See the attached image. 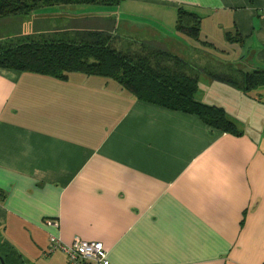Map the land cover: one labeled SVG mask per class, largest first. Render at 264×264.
I'll return each mask as SVG.
<instances>
[{
    "label": "crops",
    "instance_id": "crops-1",
    "mask_svg": "<svg viewBox=\"0 0 264 264\" xmlns=\"http://www.w3.org/2000/svg\"><path fill=\"white\" fill-rule=\"evenodd\" d=\"M116 7L125 11L104 16L110 30L80 32L162 42L159 29L138 27L144 19L132 14L165 23L183 8L201 17L192 42L211 52L191 46L200 70L210 74L203 63L216 61L239 73L264 66V0H120ZM214 84L232 97L215 94L230 101L231 117L235 109L253 117L236 122L240 134L135 99L103 76L0 68V240L30 264H67L64 252L50 251L51 235L66 244L100 241L111 264H264V113L255 117L253 97L261 93Z\"/></svg>",
    "mask_w": 264,
    "mask_h": 264
},
{
    "label": "trees",
    "instance_id": "trees-1",
    "mask_svg": "<svg viewBox=\"0 0 264 264\" xmlns=\"http://www.w3.org/2000/svg\"><path fill=\"white\" fill-rule=\"evenodd\" d=\"M119 1L0 0V17L30 14L34 16L37 15L35 11L47 6L65 5V9L68 5L81 4L116 6ZM45 11L44 9L43 12ZM67 12L64 10L60 13ZM92 13L99 14L98 12L88 14ZM81 14L83 13L79 15ZM47 15L55 16L54 13ZM200 25L199 15L179 8L176 28L190 36L188 37L190 40H185L188 46L194 45L193 47L197 49L211 53L209 49L192 42V39L194 41L200 39ZM78 37V41L30 40L8 46L0 45V68L49 75L60 79L68 78L69 73L72 72L103 76L117 81L135 99L167 109L195 114L212 129L240 134L236 121L224 107L205 103L196 97L201 90L200 82L203 79L209 84L219 82L215 74L200 71L198 77L193 78L184 73L178 74L175 69L160 62L155 61L153 64L149 55H136L114 47L113 32L104 29L86 27L82 32H78ZM175 57L177 62L182 63L181 65H189L183 57L179 55ZM242 74V84L233 85V88L241 94L253 96L251 93L257 92L261 86H264V66H257ZM258 95L255 93L253 97L260 100ZM1 246L3 251H0V255L6 264H29L9 241L1 240Z\"/></svg>",
    "mask_w": 264,
    "mask_h": 264
},
{
    "label": "rangeland",
    "instance_id": "rangeland-1",
    "mask_svg": "<svg viewBox=\"0 0 264 264\" xmlns=\"http://www.w3.org/2000/svg\"><path fill=\"white\" fill-rule=\"evenodd\" d=\"M107 8L104 5L100 4H81V5H68V8H66L65 5L63 6H53V7H46L44 8L45 12H43V8L35 11L34 13L38 15H17V16H11V17H0V45L8 46L10 44H16L19 42L24 41H30V40H67V41H78V32L80 31L79 28H84L86 25H90L91 27H99V24H105L104 27H108L110 29V24L114 26V23H112L111 20H108L107 17L104 16H111L114 14L111 11H117L118 13L124 14V8H117L116 6H108ZM106 9H110L107 13L103 15H95V13H92L88 18L82 17V15H75L78 13L85 12H98L99 14H102L99 11H105ZM68 11L67 13H59L62 11ZM39 13H54L55 16H48L46 14H39ZM134 21L140 20L138 23H135L138 27L144 28V27H150L154 29H159L161 35H157L159 39L162 41H158L156 39H147L140 36H135V38L132 34H124L123 37L121 34H117L118 36H121L120 43H117L118 40L113 39V45L117 49L124 51V52H130L134 53L136 55H149L150 59L153 62H160L162 65H167L175 69V72L184 73V75H189V77H198V74L200 71L203 72V70H200L199 66L195 65L198 63L199 58L193 57L192 53L194 52L193 48L190 46L187 49L184 47L180 49L178 46H182L179 43H186L182 36L177 34V28H176V16L172 21H169L167 19L165 23H161L160 19L153 18L149 16V14H146V17L138 16V14L133 13ZM81 16V17H79ZM104 20H103V19ZM110 18V17H108ZM124 18V17H122ZM129 19V18H127ZM128 25V23H127ZM130 25V23H129ZM128 35L130 37H128ZM169 40L173 42L177 47L175 48V52H173L171 49L172 47L168 44ZM218 43H223L224 41L220 38H217ZM119 44V45H118ZM220 44H217V47H219ZM212 51L215 53H218L216 51L217 49L211 48ZM186 54V59L190 62L189 65H181L182 63H179L176 61V55H181V53ZM231 54V53H230ZM229 55V54H228ZM154 64V63H153ZM179 64V65H178ZM202 65V62H201ZM205 67L206 71H208L211 74L216 75V80L221 82L224 85L232 86L235 85H241L243 81V74L239 73L236 68L240 69L238 65L236 67H232L229 64H220L217 61L216 62H206L203 63V66ZM215 71V72H214ZM203 79V77H202ZM207 80L203 79L200 82L201 90L198 91L196 97L197 99H203L205 103L209 104H216L222 107H225L226 111L231 114V110L229 108L230 101H225L224 104H221L222 101L218 99L215 94H221L224 98H230L231 96L227 95L224 88H220L217 84H214L212 86H209V83L206 82ZM234 85V86H233ZM231 92V91H229ZM259 94L260 97V105L258 109L254 110L255 117L258 118L261 114L264 113V86H261L259 88ZM258 94V93H257ZM206 96V97H204ZM246 110H248V105L245 106ZM244 108V109H245ZM231 111V112H230ZM249 111V110H248ZM233 113V112H232ZM235 115H237L236 118L233 116L234 120L238 123H243L247 125L249 121H253V117L247 115L243 112V109L236 110L235 109ZM231 118V117H230ZM256 120V119H255ZM254 123V122H253ZM0 251L2 252V246H1V240H0ZM28 262V261H27ZM29 263V262H28ZM30 264V263H29Z\"/></svg>",
    "mask_w": 264,
    "mask_h": 264
},
{
    "label": "built area",
    "instance_id": "built-area-1",
    "mask_svg": "<svg viewBox=\"0 0 264 264\" xmlns=\"http://www.w3.org/2000/svg\"><path fill=\"white\" fill-rule=\"evenodd\" d=\"M50 251L60 250L65 253L67 264H111L108 251L100 241H88L75 237L70 244L59 237L49 238Z\"/></svg>",
    "mask_w": 264,
    "mask_h": 264
},
{
    "label": "water",
    "instance_id": "water-1",
    "mask_svg": "<svg viewBox=\"0 0 264 264\" xmlns=\"http://www.w3.org/2000/svg\"><path fill=\"white\" fill-rule=\"evenodd\" d=\"M0 263L1 264H6L5 261H4V259H3V257L1 255H0Z\"/></svg>",
    "mask_w": 264,
    "mask_h": 264
}]
</instances>
